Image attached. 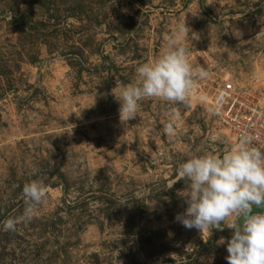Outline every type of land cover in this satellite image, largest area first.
I'll use <instances>...</instances> for the list:
<instances>
[{
	"label": "rangeland",
	"instance_id": "374dc122",
	"mask_svg": "<svg viewBox=\"0 0 264 264\" xmlns=\"http://www.w3.org/2000/svg\"><path fill=\"white\" fill-rule=\"evenodd\" d=\"M184 17L188 59L210 74L196 99L146 98L121 122L122 87ZM224 81L264 97V0H0V264H227L231 229L176 220L180 165L236 142L210 111ZM32 181L45 197L27 221Z\"/></svg>",
	"mask_w": 264,
	"mask_h": 264
},
{
	"label": "clouds",
	"instance_id": "9594fccd",
	"mask_svg": "<svg viewBox=\"0 0 264 264\" xmlns=\"http://www.w3.org/2000/svg\"><path fill=\"white\" fill-rule=\"evenodd\" d=\"M189 27L185 17L176 31L168 37L164 54L151 63L137 68L138 84L123 86L116 100L123 123L137 117L140 103L146 98H158L170 104H187L196 99L194 89L199 80L207 79L209 72L203 67L194 68L184 46ZM222 92L214 108L217 114L227 99ZM200 100L206 96L201 94ZM181 113L174 111L165 126V132L177 135L176 125ZM258 137L245 129L228 151L217 155L207 153L184 161L179 167V180L186 183L184 199L187 207L176 220L187 229L201 233L212 229L222 230V224L232 230L227 241V264H264V149L256 146ZM213 143L221 142L218 135ZM28 208L25 220L32 219V210L44 197V186L32 181L23 188ZM261 209L254 212L253 209ZM5 227L15 230V221L9 219ZM221 243H224L222 240Z\"/></svg>",
	"mask_w": 264,
	"mask_h": 264
},
{
	"label": "built area",
	"instance_id": "2783aa9c",
	"mask_svg": "<svg viewBox=\"0 0 264 264\" xmlns=\"http://www.w3.org/2000/svg\"><path fill=\"white\" fill-rule=\"evenodd\" d=\"M222 92L228 95L219 112L215 114L218 125L228 130L236 141L247 129L258 137L256 146L264 149V97H255L237 89L231 81H224L214 89L210 97L212 108Z\"/></svg>",
	"mask_w": 264,
	"mask_h": 264
},
{
	"label": "trees",
	"instance_id": "16d2710c",
	"mask_svg": "<svg viewBox=\"0 0 264 264\" xmlns=\"http://www.w3.org/2000/svg\"><path fill=\"white\" fill-rule=\"evenodd\" d=\"M260 210V209H259ZM253 211H255V209H253Z\"/></svg>",
	"mask_w": 264,
	"mask_h": 264
}]
</instances>
